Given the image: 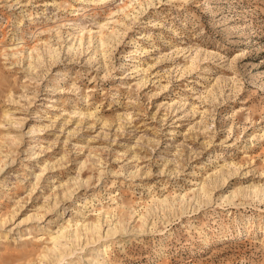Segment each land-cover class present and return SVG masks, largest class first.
Instances as JSON below:
<instances>
[{"label": "rangeland", "instance_id": "obj_1", "mask_svg": "<svg viewBox=\"0 0 264 264\" xmlns=\"http://www.w3.org/2000/svg\"><path fill=\"white\" fill-rule=\"evenodd\" d=\"M104 252L264 264V0H0V264Z\"/></svg>", "mask_w": 264, "mask_h": 264}, {"label": "bare ground", "instance_id": "obj_2", "mask_svg": "<svg viewBox=\"0 0 264 264\" xmlns=\"http://www.w3.org/2000/svg\"><path fill=\"white\" fill-rule=\"evenodd\" d=\"M101 1H105V0H101ZM58 238H59V236L58 237H55L54 240H57ZM106 238H108V237H106ZM102 255L105 257V264H110V261L108 260L107 253L104 252ZM61 260L63 262L64 258H62ZM58 264H61V262H59ZM94 264H101V262L99 261V259H97V260L94 261Z\"/></svg>", "mask_w": 264, "mask_h": 264}]
</instances>
